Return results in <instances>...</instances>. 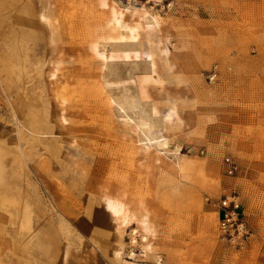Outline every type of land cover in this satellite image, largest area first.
Returning <instances> with one entry per match:
<instances>
[{
    "label": "rangeland",
    "instance_id": "374dc122",
    "mask_svg": "<svg viewBox=\"0 0 264 264\" xmlns=\"http://www.w3.org/2000/svg\"><path fill=\"white\" fill-rule=\"evenodd\" d=\"M115 1L152 7L161 18L151 36L163 83L150 95L161 113L174 103L180 121L161 132L159 116L149 136L167 137L183 160L173 165V148L154 141L144 153L118 132L107 96L131 95L132 77L147 64L100 70L86 50L90 28L102 21L94 0H0V125L8 130L0 157L14 154L24 185H0V264H60L51 251L61 242L66 264H264V0ZM40 10L53 43L37 23ZM57 54L54 88L43 65ZM33 126L46 141L30 137ZM155 149L165 157L160 165ZM226 157L237 163L231 176ZM230 195L248 235L239 246L221 241L220 212L206 202ZM139 200L157 229L147 257L121 226L124 215L139 218Z\"/></svg>",
    "mask_w": 264,
    "mask_h": 264
},
{
    "label": "bare ground",
    "instance_id": "6f19581e",
    "mask_svg": "<svg viewBox=\"0 0 264 264\" xmlns=\"http://www.w3.org/2000/svg\"><path fill=\"white\" fill-rule=\"evenodd\" d=\"M159 1L145 0V3L147 5L152 2L157 4ZM94 3L102 16V21L100 24L90 28V36L86 50L91 58L98 63L100 70L118 61L123 63H137L138 60H144L147 64V72L134 76L132 77L133 79L131 78L133 83V93L131 95L107 96L106 102L108 106L115 108L114 112L117 114L114 116L120 119L118 132H120L122 139H128L136 145L138 144V149H141L144 153H147L150 149L146 144L147 142L154 141L156 146L163 151L173 148V165L178 166L183 160L179 157V148L172 145L171 141L165 136L158 138H151L149 136L150 131L156 127L154 119L159 116L161 125L156 129L161 132L172 122L176 121V123H179L180 121L174 103L170 102L168 108L161 113L154 105L150 95V88L158 85L161 86L163 83L156 72L155 60V57L159 56L162 51L153 48L154 42L151 36L152 32L159 25V20L161 19L159 14L153 11L152 7H136L135 5L119 6L115 0H94ZM36 20L38 25L43 26L49 32V42L53 43L54 32L50 29L52 26L50 17L43 10H40L37 13ZM141 33H143L142 45L138 44ZM58 56L57 54L55 58H48L43 65L44 76L49 86L54 88L58 87L59 74L62 70V60ZM64 101H61V105ZM64 115V110L61 109L58 119L62 125H65L67 122L66 116ZM35 134L46 135L45 132L40 133L37 127L33 126L30 129V137L38 143L46 141V139H40L34 136ZM140 137H143V139ZM43 138L46 137L44 136ZM152 153V163L160 165V162L165 157H161L158 149H155ZM109 201L110 199L107 198V202ZM110 208L114 209L116 213L118 212L119 216H122L118 206L110 205ZM136 209H138L139 218H136L134 214L124 215L121 218V226L124 229H130V241L132 244H136L137 239L142 241V245L140 243V256L147 257L153 253V243L157 236V229L150 221L149 212L143 201L139 200L137 202ZM25 214L28 215V213ZM116 234L117 238L122 237L121 227L116 229ZM127 256L132 258L135 256V253L131 251ZM67 258H69V247L66 245L62 252V264H66ZM121 262L123 264L126 263L125 261Z\"/></svg>",
    "mask_w": 264,
    "mask_h": 264
},
{
    "label": "built area",
    "instance_id": "2783aa9c",
    "mask_svg": "<svg viewBox=\"0 0 264 264\" xmlns=\"http://www.w3.org/2000/svg\"><path fill=\"white\" fill-rule=\"evenodd\" d=\"M212 73L209 78H214ZM225 173L229 176L237 171V163L226 157L223 160ZM206 202L220 212L219 233L221 241L226 244L239 246L248 239L247 232L243 225L240 213V203L235 195L225 196L219 200L206 199Z\"/></svg>",
    "mask_w": 264,
    "mask_h": 264
},
{
    "label": "crops",
    "instance_id": "0c3cea01",
    "mask_svg": "<svg viewBox=\"0 0 264 264\" xmlns=\"http://www.w3.org/2000/svg\"><path fill=\"white\" fill-rule=\"evenodd\" d=\"M8 133V130L0 125V142H6V135ZM4 154L8 155V157H0V185L3 188L11 189L10 191L16 192L24 186L22 184L21 178L17 173V166L14 162L15 157L14 154L10 151H5ZM0 240H4V238H0ZM62 240H60L61 242ZM61 247H54L51 251V255L55 257L60 256V264H61V258H62V251L65 247V244L63 242L57 244ZM72 256V254H71ZM72 259L70 258V261ZM69 261L70 264L71 262Z\"/></svg>",
    "mask_w": 264,
    "mask_h": 264
}]
</instances>
